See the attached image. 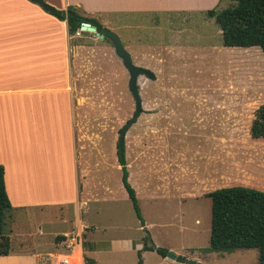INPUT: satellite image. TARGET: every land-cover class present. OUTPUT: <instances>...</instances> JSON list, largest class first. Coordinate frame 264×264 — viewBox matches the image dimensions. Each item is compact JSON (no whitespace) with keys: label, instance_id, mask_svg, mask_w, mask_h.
I'll use <instances>...</instances> for the list:
<instances>
[{"label":"rangeland","instance_id":"rangeland-1","mask_svg":"<svg viewBox=\"0 0 264 264\" xmlns=\"http://www.w3.org/2000/svg\"><path fill=\"white\" fill-rule=\"evenodd\" d=\"M45 1L57 8L62 4V0ZM235 4V0H223L211 9ZM211 9L130 14L123 27L113 29L134 63L154 71L157 79L139 77L143 112L124 139L142 219L123 192L121 174L112 170L96 195L113 202H105L99 215L91 212L95 228L88 237L92 243L114 241L112 248L102 249L98 244L90 249L86 236L84 240L85 252L97 264H138L140 251L143 264H188L163 257L157 250L146 249L148 246L166 248L204 264L259 263L256 248L223 253L208 250L212 202L207 195L239 184L264 190V138L254 139L250 133L256 113L264 105V51L255 46H224L220 25L207 14ZM82 33L86 36L83 40L92 37L90 32ZM107 42L108 47L113 46ZM112 65V83L100 79L101 73L105 74L101 68L99 76L92 77L114 86L112 116L108 117V104L103 116L107 128L101 132L99 145L110 161L118 163L111 140L120 138V130L132 119L136 105L129 89V72L115 48ZM98 83L94 85H102ZM107 96L104 100L109 101ZM65 194L70 199L69 188ZM44 210L45 219H73L71 205ZM13 215L14 211H7L4 223L12 240L16 232L38 229L39 224L26 220L23 213L18 212L14 221ZM59 225L50 222L44 228L58 231Z\"/></svg>","mask_w":264,"mask_h":264},{"label":"crops","instance_id":"crops-1","mask_svg":"<svg viewBox=\"0 0 264 264\" xmlns=\"http://www.w3.org/2000/svg\"><path fill=\"white\" fill-rule=\"evenodd\" d=\"M222 1L62 0L59 7L73 5L82 15L113 30L123 27L130 14L193 13L219 6ZM36 4L0 0V165L5 167L13 221L20 212L26 220L39 224L36 230L14 233L13 240L10 236L13 250L0 255V264H61L57 254L63 250L64 239L57 237L78 226L86 227L87 248L99 244L102 249H111L114 241L88 240L95 228L91 212L99 215L105 202L112 201L97 197L96 191L115 170L121 174V186L128 195L117 156L120 138L111 140L118 163L110 161L99 145L101 132L107 128L103 116L108 104V117L112 116L114 86L94 79L102 70L105 74L101 73L100 79L112 83L114 45L108 47L110 40L94 34L83 40L84 31L70 35L66 21H59ZM106 96L109 101L104 100ZM84 125L88 131L83 130ZM131 179L129 174L130 183ZM67 188L70 199H66ZM67 205L73 209L69 222L58 217L45 219V207ZM50 222L60 224L59 230L46 231L44 225Z\"/></svg>","mask_w":264,"mask_h":264},{"label":"trees","instance_id":"trees-1","mask_svg":"<svg viewBox=\"0 0 264 264\" xmlns=\"http://www.w3.org/2000/svg\"><path fill=\"white\" fill-rule=\"evenodd\" d=\"M232 7L207 13L220 25L223 34V44L228 47H259L264 51V0H235ZM43 8V7H42ZM44 9V8H43ZM45 10V9H44ZM58 19L66 21L70 35L80 31L83 22H90L99 31L104 26L96 18L82 15L75 6L45 10ZM108 40V39H107ZM254 139L264 138V105L256 113L251 130ZM117 156L122 166V182L132 200L137 215L142 219L136 190L129 181V170L126 156L125 140L117 143ZM211 206V236L208 250L212 252H231L238 248H256L259 250V263L264 264V190L253 185H231L210 192ZM12 208L5 182V167L0 165V255H9L13 250L12 240L4 231L5 215ZM58 240L66 236L57 237ZM148 250H157L166 257V248L148 246ZM138 264H143L141 251ZM87 264L95 260L86 257Z\"/></svg>","mask_w":264,"mask_h":264},{"label":"water","instance_id":"water-1","mask_svg":"<svg viewBox=\"0 0 264 264\" xmlns=\"http://www.w3.org/2000/svg\"><path fill=\"white\" fill-rule=\"evenodd\" d=\"M34 3L39 4L45 10H52V6L48 4L45 0H30ZM80 31H87L90 32L101 39H108L110 40L115 48L116 55L122 60L124 66L129 72V89L134 96L136 109L134 115L131 120L125 124L120 132V138L125 139L126 132L129 126L133 125L139 118V116L143 112V103L142 97L139 90L138 79L141 75H145L151 80H156L157 75L151 69L147 67H143L141 65H137L134 63L131 53L127 50L124 45V42L119 34L114 32L113 30L104 27L101 31L90 22H83ZM168 257L172 258L173 260L180 262V263H188V264H204L202 262L187 259L185 257L179 256L173 252H169L167 254Z\"/></svg>","mask_w":264,"mask_h":264},{"label":"built area","instance_id":"built-area-1","mask_svg":"<svg viewBox=\"0 0 264 264\" xmlns=\"http://www.w3.org/2000/svg\"><path fill=\"white\" fill-rule=\"evenodd\" d=\"M86 227L78 226L62 241L58 255L61 264H84V240Z\"/></svg>","mask_w":264,"mask_h":264}]
</instances>
